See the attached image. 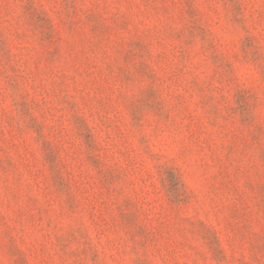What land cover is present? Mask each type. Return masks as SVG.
<instances>
[{
    "label": "rangeland",
    "instance_id": "1",
    "mask_svg": "<svg viewBox=\"0 0 264 264\" xmlns=\"http://www.w3.org/2000/svg\"><path fill=\"white\" fill-rule=\"evenodd\" d=\"M0 264H264V0H0Z\"/></svg>",
    "mask_w": 264,
    "mask_h": 264
}]
</instances>
